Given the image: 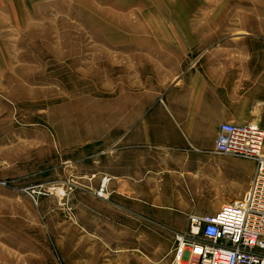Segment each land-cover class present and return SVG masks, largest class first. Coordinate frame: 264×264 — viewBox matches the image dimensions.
Wrapping results in <instances>:
<instances>
[{
    "label": "rangeland",
    "instance_id": "rangeland-1",
    "mask_svg": "<svg viewBox=\"0 0 264 264\" xmlns=\"http://www.w3.org/2000/svg\"><path fill=\"white\" fill-rule=\"evenodd\" d=\"M193 62L264 82V0H0V264H170L142 207L240 197L249 159L126 142Z\"/></svg>",
    "mask_w": 264,
    "mask_h": 264
},
{
    "label": "crops",
    "instance_id": "crops-1",
    "mask_svg": "<svg viewBox=\"0 0 264 264\" xmlns=\"http://www.w3.org/2000/svg\"><path fill=\"white\" fill-rule=\"evenodd\" d=\"M180 70L161 98L163 103L153 105L149 111L150 117L141 118L140 121L137 119L135 129L130 128L127 132V144L133 143L148 150L172 149L177 155H183L182 160H188L198 152L211 148L220 121H255L264 131V82L260 78L250 81L246 69L241 71L243 76L236 78V70L230 67L226 72L213 76L209 72L205 74L201 65L194 62ZM240 83L242 89L238 87ZM262 142L264 155V135ZM147 161L145 155L138 158L142 166ZM130 163L135 164L128 162V167ZM179 166L182 170H189L185 162ZM161 204L167 205L161 200L159 203L156 201L142 207L140 213L136 214L155 226L158 224L153 217L167 219L169 226L163 230V234L184 231L187 213L183 211L182 217H169L157 208Z\"/></svg>",
    "mask_w": 264,
    "mask_h": 264
},
{
    "label": "built area",
    "instance_id": "built-area-1",
    "mask_svg": "<svg viewBox=\"0 0 264 264\" xmlns=\"http://www.w3.org/2000/svg\"><path fill=\"white\" fill-rule=\"evenodd\" d=\"M217 125L204 151L251 160L249 182L213 212L187 213L185 230L173 234L170 264H264L263 128L255 121Z\"/></svg>",
    "mask_w": 264,
    "mask_h": 264
}]
</instances>
